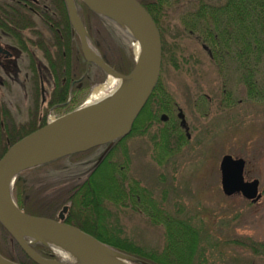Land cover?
Returning <instances> with one entry per match:
<instances>
[{
    "label": "trees",
    "instance_id": "trees-1",
    "mask_svg": "<svg viewBox=\"0 0 264 264\" xmlns=\"http://www.w3.org/2000/svg\"><path fill=\"white\" fill-rule=\"evenodd\" d=\"M74 1L78 16L87 31L89 43L114 70L128 74L135 64L127 46V41H132L133 38L118 30L117 25L110 19L91 10L82 0ZM138 1L151 14L159 29L162 45L161 66L168 55L177 67L175 51L169 47L165 29L161 24L172 5L171 0ZM192 2L193 6H188L180 15L183 33L186 32L209 48L210 59L219 67L218 71L234 72L245 85L249 97L264 103V0H193L190 3ZM41 14L42 23L50 35L48 40L40 38V41L32 43L40 48L47 60L54 87L49 93L46 105L40 108L38 77L34 74L33 103L28 118L22 122L16 121L10 109L0 101V157L17 140L45 125L46 112L50 107L60 106L70 96L72 102L67 112L74 110L91 85L101 82L107 76L95 63H90L85 72L86 60L80 50L79 37L73 31L64 0H48V9L41 11ZM174 46L176 48L177 44L174 43ZM31 69L35 72L33 65ZM174 107L172 95L162 86L159 75L157 84L135 118L129 133L116 139L100 161L101 145L25 169L16 175L12 186L11 194L15 203L26 213L54 218L65 205L70 204V209L77 206L84 209L100 205L110 207L114 206V199L122 197V207L135 210L142 208L146 214H152L154 223L160 222L164 225L165 245L162 250L157 251L144 248L135 242L120 244L119 241L100 238L110 243V248L131 255L134 258L133 264H200L205 249L203 228L199 229L194 225L190 217L173 216L152 199L150 203L147 202L151 198L147 189L139 186L135 178L127 175V167L115 160L117 148L124 140L133 134H148L159 122V115L172 114ZM156 132L159 140L157 138L155 145L161 153L160 162L179 152L181 146L187 142L184 130L173 118L166 123V127L158 128ZM156 135L152 138L156 139ZM123 155L127 157L126 150ZM71 172V178L64 179L66 184L53 192L45 191L54 183H47L48 181L57 179L55 182H60V178L65 177L64 173ZM81 173L83 178L78 180L76 177ZM120 183L126 185L118 186ZM147 207L150 209L147 210ZM1 228L0 239L6 240L9 232L3 225ZM36 243L38 246H34V249L39 254L45 257L56 256L46 245ZM245 244L254 254L264 256L263 243L249 240ZM18 250L20 251L19 248ZM0 254L14 262H30L26 255L19 257L9 245H0Z\"/></svg>",
    "mask_w": 264,
    "mask_h": 264
},
{
    "label": "rangeland",
    "instance_id": "rangeland-1",
    "mask_svg": "<svg viewBox=\"0 0 264 264\" xmlns=\"http://www.w3.org/2000/svg\"><path fill=\"white\" fill-rule=\"evenodd\" d=\"M191 1L171 0L168 14L161 21L178 64L175 67L167 55L159 73L162 86L172 95L174 110L172 114L165 113L168 118L160 119L148 134H133L124 140L127 157L117 152L115 160L127 167V175L146 188L153 201L173 216L190 217L194 225L203 228L205 249L200 264H264V256L254 254L245 244L249 240L264 244V103L249 97L234 72L218 71L203 44L183 33L180 15L188 6H193ZM118 30L126 34L119 27ZM127 43L135 59L137 42L133 39ZM22 66V63L18 65L20 69ZM17 73L11 79L1 75L9 81V88L1 91L10 93L5 100L16 119L23 121L28 118L32 95L24 72ZM44 74V86L50 90L51 79ZM107 78L92 84L75 108L86 104L97 87L108 85L110 78ZM177 108L185 115L190 137L179 152L160 162L161 153L155 145L159 135L155 133L158 128L166 127L170 118L179 124ZM64 113L67 109L49 112L46 123ZM227 153L245 159L246 179L259 180L263 196L258 202L251 203L241 195L226 196L222 192L219 163ZM73 172L64 173L60 182L48 181L54 183L45 191L50 193L66 184L64 179L71 178ZM80 175L76 177L78 180L83 178ZM121 214L126 229L134 235L130 240L147 249H163V224L154 223L144 210L125 209ZM56 254L61 260L72 261L65 254Z\"/></svg>",
    "mask_w": 264,
    "mask_h": 264
},
{
    "label": "water",
    "instance_id": "water-1",
    "mask_svg": "<svg viewBox=\"0 0 264 264\" xmlns=\"http://www.w3.org/2000/svg\"><path fill=\"white\" fill-rule=\"evenodd\" d=\"M68 16L80 41V50L86 60V72L90 63L97 64L107 76L124 81L107 101L84 104L53 121L37 128L13 143L0 157V223L15 239L23 252L35 264H133L131 255L116 251L79 228L47 217L32 215L17 207L12 194L16 175L30 167L57 158L112 143L127 135L132 124L157 84L162 56L159 29L145 7L138 0H82L94 12L110 19L139 46V56L128 74L109 66L92 47L87 31L78 16L74 0H64ZM121 23L130 31L123 29ZM168 117L165 113L161 120ZM179 125L189 138V127L181 108L178 109ZM245 159L224 154L219 163L220 184L224 195H241L257 202L262 193L259 180H245ZM64 206L60 215L66 211ZM62 218V217H60ZM28 239L40 242L55 250L50 242L66 247L79 261L45 258L38 254ZM0 264H23L6 259L0 254Z\"/></svg>",
    "mask_w": 264,
    "mask_h": 264
},
{
    "label": "flooded vegetation",
    "instance_id": "flooded-vegetation-1",
    "mask_svg": "<svg viewBox=\"0 0 264 264\" xmlns=\"http://www.w3.org/2000/svg\"><path fill=\"white\" fill-rule=\"evenodd\" d=\"M47 9H48V0H0V101L3 102L8 108L9 106L7 101L5 100V97L8 96V94L10 93L4 90L2 92L1 89L4 87L9 88V81L7 82V80L5 78H2L1 75H5L7 78L11 79L13 78L14 74L15 75L18 74L17 72L19 71L24 72L26 86L28 81L30 92L32 95L30 101L31 105L29 109L32 107V103H33L35 86H34V82L32 81V77L34 76V74L37 75L38 77L40 108L46 105L47 97L49 96V93L54 87L53 76L51 74L48 62L43 56L40 48L32 43V41L35 42L40 41V38H43L45 40H48L49 38L50 33L47 27L44 26L42 23V14H41V11ZM202 47L207 51L209 57L211 58V53L209 48L205 45H202ZM20 63H22L23 65L22 69L18 67ZM32 65L35 68V72H33V70L31 69ZM44 73H46V75H48L51 79L52 86L50 90H48L44 86L45 83ZM64 82L65 79H63V83ZM71 102L72 100L71 97L69 96L65 101V103L60 104V106L50 107L46 112L45 118L47 117V114L51 111L67 109L71 105ZM178 109L179 108H177V110ZM10 111L13 118L16 121H18L11 109ZM18 122H22V121H18ZM101 146H102L101 148V154H102L107 148L108 144H104ZM110 147L108 148V150L110 149ZM125 150L127 151L126 145L124 143L119 145L117 148L118 153L120 152L121 155H123V152ZM97 162H95V164H97ZM245 180L248 179L245 178ZM117 185L122 186L126 184L120 183ZM123 201L124 200L122 197H117L112 201V203H114L113 204L114 206L104 207L103 205H100L93 208L89 207L87 209L78 206L74 207L73 209H70V204H69V205H65L67 206V208L62 216L60 215V211H61L60 210L56 214V216L51 219L73 225L79 228L80 230H82L83 232L93 236L94 238H96L103 244L107 245L108 247L109 246L111 247V244L102 241L100 238H108L110 241H119L120 244H129L133 242L132 240H130V238L131 236L134 235H132L131 234L132 232L126 229L127 225L125 226V223L122 221L121 213H123L125 209H128V211H132V212L133 211L142 212L143 209L137 208L135 210L133 208H124L122 207ZM146 201L147 202L149 201L150 203L151 198L147 199ZM102 202L104 203V200H102ZM251 203H256V202H251ZM148 209L150 208L147 207V210ZM147 216L149 219L152 218V214L151 215L147 214ZM1 227L2 224L0 223V236H2ZM28 240L30 246L33 249L34 246L36 245L38 246V244L32 239H28ZM0 245H2V247L3 246L7 247L9 245L11 250L17 253L18 255H20V257L26 255L10 234L6 240L0 239ZM17 247L20 249L21 252L18 250ZM49 248L53 251L52 253L56 255L55 257H45L41 254L40 255L45 258L61 260V258L56 254L57 251L53 250L51 247ZM52 253H50L49 256H51ZM26 257L31 262L26 264H35L27 255Z\"/></svg>",
    "mask_w": 264,
    "mask_h": 264
},
{
    "label": "bare ground",
    "instance_id": "bare-ground-1",
    "mask_svg": "<svg viewBox=\"0 0 264 264\" xmlns=\"http://www.w3.org/2000/svg\"><path fill=\"white\" fill-rule=\"evenodd\" d=\"M121 27L123 29H126L127 31H130V29L127 27V25L121 23ZM137 46V49H136V54L137 56H139V46L138 44H136ZM108 78L109 79V83L108 85H104V86H99L97 87L91 98L89 99V101L86 103L88 105H93V104H98V103H101V102H104V101H107L109 100L115 93L116 91L122 86V84L124 83V81L122 79H119V78H114L112 76H109ZM85 104V105H86ZM49 243H51L52 247L59 253H62V254H65L66 256L72 258L73 260H77L79 261L78 257L75 256L74 254H72L70 252V250H68L66 247L60 245V244H57L55 242H50L48 241Z\"/></svg>",
    "mask_w": 264,
    "mask_h": 264
},
{
    "label": "built area",
    "instance_id": "built-area-1",
    "mask_svg": "<svg viewBox=\"0 0 264 264\" xmlns=\"http://www.w3.org/2000/svg\"><path fill=\"white\" fill-rule=\"evenodd\" d=\"M84 105V104H83ZM82 106V105H81ZM49 114V113H48ZM48 114H47V119H48ZM59 116H57V117H54V118H51L50 120H48V122H50V121H53L54 119H56V118H58Z\"/></svg>",
    "mask_w": 264,
    "mask_h": 264
}]
</instances>
